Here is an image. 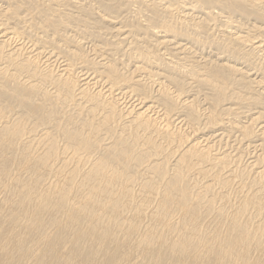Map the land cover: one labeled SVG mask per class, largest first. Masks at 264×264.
Instances as JSON below:
<instances>
[{"label": "bare ground", "instance_id": "bare-ground-1", "mask_svg": "<svg viewBox=\"0 0 264 264\" xmlns=\"http://www.w3.org/2000/svg\"><path fill=\"white\" fill-rule=\"evenodd\" d=\"M261 59L264 0H0V264H264Z\"/></svg>", "mask_w": 264, "mask_h": 264}, {"label": "rangeland", "instance_id": "rangeland-1", "mask_svg": "<svg viewBox=\"0 0 264 264\" xmlns=\"http://www.w3.org/2000/svg\"><path fill=\"white\" fill-rule=\"evenodd\" d=\"M95 6V5H94ZM74 11H76V10H74ZM102 13L103 12H100L99 10H96V14L94 15V17L96 18V17H99V15L98 14H101L102 15ZM122 16L125 18L127 15H126V12L124 13V14H122ZM123 17L121 18V19H123ZM127 18V17H126ZM123 21H125V19H123ZM105 31V30H104ZM104 31H101L100 30V32H102V33H104ZM105 34V33H104ZM220 36H223L222 34L220 35ZM109 38H111V37H109ZM92 44V43H91ZM91 44H87L86 45V51H90L89 53H90V55H93L94 53L92 52V45ZM89 48V49H88ZM93 53V54H92ZM207 54H205V56H206ZM199 58H198V60H204L205 59V57H204V55H203V57L199 54ZM201 57H202V59H201ZM261 62H259L262 66H264V59H261L260 60ZM263 62V63H262ZM260 65V66H261ZM242 67H244V66H242ZM254 77H256V76H254ZM244 118V117H243ZM243 118H241V119H243ZM244 120H246L245 118L243 119V121ZM29 123H31V121L29 122ZM177 126V125H176ZM231 136H233V138H229V142H227V144L225 143V141H227V140H225L224 141V143H222L220 146L222 147V149L220 148V146H218L216 149H219L218 151H219V153H220V151L222 152V153H228L229 152V154H231L233 157H239V153H241L242 155H240V156H242L243 157V159L241 160V161H239L238 163H239V165L238 164H236L238 167H239V169H237V170H239V172L240 173H242L243 171L245 172V170L247 169V170H249V163H251V162H253V160L255 159V157L257 156V155H259L258 153H260V154H262V152L261 151H259V150H257V151H254L255 149L254 148H250L249 149V151H246V153H244L243 154V152H245V151H243V152H241L240 150H243V149H241V145L239 146L238 144V141H236V137H234V135L232 134ZM230 139H232L231 141H230ZM236 141V142H235ZM233 144V145H232ZM225 146V147H224ZM237 146V147H236ZM240 147V148H239ZM232 149V150H231ZM254 149V150H253ZM239 150V151H238ZM261 150V149H260ZM217 151V152H218ZM239 152V153H238ZM257 152V153H256ZM248 154V155H247ZM237 155V156H236ZM234 166V167H237V166ZM261 167L262 166H264V165H260ZM244 167V168H243ZM244 169V170H243ZM241 170H242V172H241ZM252 170V169H251ZM254 170H252L251 172L252 173H254L253 172ZM239 184V180L238 181H236L235 182V184L233 185V187H232V190H230V193H232V197H233V200H236L237 198H236V196H237V194H236V189L239 187V185H236V184ZM249 183V182H248ZM235 185L236 186H238V187H235ZM235 187V188H234ZM251 188V189H250ZM249 189L252 191H255V190H258L257 188H253L252 189V187H250ZM240 189V188H239ZM262 189V188H261ZM260 189V190H261ZM235 190V191H234ZM263 190H264V187H263ZM262 190V191H263ZM249 192V191H248ZM261 192V191H260ZM234 193H235V195H234ZM261 194H263L264 195V192H261ZM4 195V194H3ZM2 193L0 194V198H2ZM234 195V196H233ZM236 198V199H235Z\"/></svg>", "mask_w": 264, "mask_h": 264}]
</instances>
